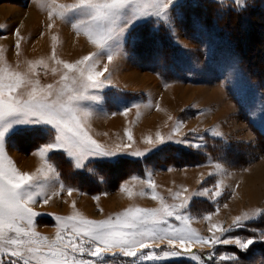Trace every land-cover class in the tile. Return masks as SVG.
Listing matches in <instances>:
<instances>
[{
  "label": "rangeland",
  "instance_id": "1",
  "mask_svg": "<svg viewBox=\"0 0 264 264\" xmlns=\"http://www.w3.org/2000/svg\"><path fill=\"white\" fill-rule=\"evenodd\" d=\"M185 1L190 5L197 0H165L162 16H155L147 14L154 11L153 0H138L122 11L115 38L97 48L84 26L72 27L82 15L67 10L78 0H0V82L7 85L19 76L24 82L18 89L22 99H28L33 89L38 95L51 93L50 98H55L66 86L78 89L82 80L87 82L89 71L103 72L101 87L80 89L97 99H79L73 107L87 136L116 153L88 157L77 167L78 158L66 149L50 151L43 158L38 155L41 147L55 143L51 125L29 120L0 130L4 150L0 162L6 166L10 162L21 175L34 176L36 187L45 186V195L29 205L34 213L33 239L56 240L60 230L56 217L79 216L99 222L124 213L127 222L109 238L110 251L98 257L76 255L93 264L173 260L204 264L202 260L215 252L218 256H211L216 261L212 264H223L232 256L216 248L233 246L245 252L264 241L263 234L251 232L246 241L252 243L245 249L207 243L220 235L215 228L230 227L238 216L251 218L231 226L220 239L246 242L238 238L237 231L264 215V149L258 147L254 132L264 134V91L242 69L230 35L214 20L207 25L199 15L185 17L181 10ZM214 1L232 10L240 5L252 7L258 1L264 11V0ZM133 8L144 14L138 15ZM257 19L264 26V18ZM142 24L155 30L163 27L155 43L138 45L140 34L132 32ZM245 27L242 24L240 30ZM257 36L255 43L264 50V37L259 32ZM112 53L109 61L107 56ZM84 56L96 62L90 59L79 64ZM157 136L165 142L159 143ZM173 145L193 152L214 146L217 153L200 163L148 168L142 175L119 172L109 178L105 174L109 167L103 166L102 173L89 172L87 183L71 176V171L88 172L93 163L101 162L118 161L120 166L114 170L124 171L122 166L128 165H122L121 159L145 158ZM253 146L256 154L251 151ZM239 154L238 161L235 155ZM173 251L181 254L163 257ZM204 251L209 252L202 255ZM14 259L0 255V264Z\"/></svg>",
  "mask_w": 264,
  "mask_h": 264
},
{
  "label": "snow or ice",
  "instance_id": "2",
  "mask_svg": "<svg viewBox=\"0 0 264 264\" xmlns=\"http://www.w3.org/2000/svg\"><path fill=\"white\" fill-rule=\"evenodd\" d=\"M168 3L171 0H167ZM138 0H78V3L69 6L68 13L79 11L82 19L72 25L79 30L81 26L86 28L88 39L96 44L97 48H104L109 45V41L115 38L117 22L122 11L130 5H135ZM165 0H153L154 11L148 15L162 16L165 11ZM138 15H143L138 8L132 9ZM114 53L109 54L107 59L111 61ZM93 59L84 56L79 64ZM96 61L93 59V63ZM65 68L71 70L73 65L65 64ZM107 71V66H105ZM84 73L81 70V76ZM103 72H88L86 81L80 82L78 89L68 90L67 86L55 98L47 95H38L33 89L29 93L28 99H22V93L18 91L24 83L19 76L14 78V82L7 85L0 82V130L11 126L13 123L27 122L34 120L51 125L56 131L55 143L43 146L39 149L38 155L42 158L53 150L66 149L70 154L78 158L77 167H80L84 159L94 156H113L116 153L107 151L96 141L92 140L82 130L80 121L77 119V109L73 107V101L79 99H97L96 97L85 95L89 88H99L104 81L100 80ZM12 79V78H10ZM50 87V86H49ZM7 89V97L5 96ZM68 92L65 99V92ZM75 93V94H73ZM15 94V95H14ZM0 131V136H2ZM131 139V137H129ZM159 143L165 141L157 136ZM151 143V141H149ZM130 147V145H125ZM139 155V153H134ZM4 159L3 147H0V161ZM35 177L27 173L19 174L11 167L10 162L6 166L0 162V255H7L15 258L10 264H93V261L83 259L76 254H87L98 257L102 252L112 249L109 238L114 235L122 223H126V214L122 213L114 219L109 218L103 221H92L79 216H69L67 218L56 217L60 225L56 240L48 242L44 239H33L30 232L34 213L29 207L36 202V197L45 195L44 185L36 187L33 185ZM36 190L30 191V188ZM71 194V189H69ZM131 193H129L130 195ZM47 203V199L44 200ZM185 206L188 201H184ZM131 211V210H129ZM259 214V213H258ZM248 216L236 217L231 226L238 225L242 221H247ZM27 225V227H25ZM230 226V227H231ZM228 228H215L220 233L213 239L207 240L212 246L218 243L235 244L245 249L252 243L251 240L240 242L239 240H221L220 237ZM14 233V235H10ZM43 248L48 251L44 252ZM128 255L129 253H124ZM181 254L173 251L164 253L163 257H171Z\"/></svg>",
  "mask_w": 264,
  "mask_h": 264
},
{
  "label": "trees",
  "instance_id": "3",
  "mask_svg": "<svg viewBox=\"0 0 264 264\" xmlns=\"http://www.w3.org/2000/svg\"><path fill=\"white\" fill-rule=\"evenodd\" d=\"M188 1L183 2L181 6V10L184 11L185 17H188V13L193 14L195 17L197 15L201 16L206 24H210L212 20L219 23L221 28L230 35L232 42L234 43V47L236 49V54L239 56L240 65L244 72L249 76L250 80L261 84L264 91V62L261 61L264 58V50L256 45L258 39V32L260 35L264 37V26L260 27L261 23L258 21V17L264 18V11H260V7L257 6L258 1L252 3V7H242L241 5L236 9L232 10L231 8H226L222 5H219L214 0H197L193 4H186ZM186 4V5H185ZM244 24L245 29L240 30V26L242 27ZM163 27L160 26V29H149L147 24H142L136 28H134L132 35L134 33L140 34L138 38V45L144 46L145 44L155 43V40H158L162 34ZM256 42V43H255ZM257 47V48H256ZM151 48H148V51ZM261 65V66H260ZM256 135L257 145L260 149H264V134L258 131H254ZM30 141V138H28ZM262 144H260L259 143ZM257 149L255 146L251 149V151L255 154ZM196 152L190 151V149H185L178 146H163L157 151L153 152L149 156L141 159H121L122 165L125 163L128 166L119 169V171H115L114 168H118L120 166L118 161L114 162H101V163H93L90 166L88 172L83 171L80 173L71 171V176H78V178L74 177L77 180H83L82 182L91 181V175L89 172L91 170L102 173L101 167L107 166L108 170H105V174L109 176V178H114L119 175V172L129 173H142L146 169H157L160 166L165 165H190L195 163H200L207 158H213L217 150L212 147L204 146L201 149L194 150ZM60 155V159L68 165V162L63 159ZM161 156V157H160ZM238 158V161L241 160L242 154L235 155ZM160 157V159H158ZM239 157H241L239 159ZM155 162L156 164L152 165ZM116 172V173H113ZM127 175V174H122ZM76 181V180H75ZM80 183V182H79ZM245 230L240 229L237 231L238 238L241 241H246L249 238L251 232L255 234H263L264 236V215L260 216L256 221H253L250 224H247ZM257 239L258 237H254ZM264 242V241H263ZM260 243V245H250L247 251H240L236 247L225 246L222 249L216 248V250H224L232 256L229 258V261L224 262L223 264H264V243ZM209 251H204L202 255L208 254ZM213 257L218 256V253H213ZM212 255H210V259L206 260L204 258V264H212L216 262L212 259ZM202 257V256H201ZM154 264H195L189 260H177V261H169L165 263H154Z\"/></svg>",
  "mask_w": 264,
  "mask_h": 264
}]
</instances>
